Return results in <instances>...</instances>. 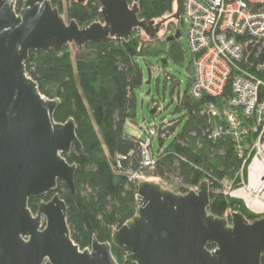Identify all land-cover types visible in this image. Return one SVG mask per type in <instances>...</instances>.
I'll return each instance as SVG.
<instances>
[{
	"label": "water",
	"instance_id": "water-1",
	"mask_svg": "<svg viewBox=\"0 0 264 264\" xmlns=\"http://www.w3.org/2000/svg\"><path fill=\"white\" fill-rule=\"evenodd\" d=\"M99 2L102 22L80 29L50 0H27L20 10L16 0H0V264H119L110 243L94 238L81 250L71 236L57 188L63 182L76 196L78 167L65 156L82 154L83 146L75 120H55L60 100L42 94L26 70L32 51L127 41L135 30L154 38L164 23L140 21L128 0ZM184 13L185 0H177L172 18ZM181 37L177 31L170 40ZM50 195L33 213L30 200ZM210 202L208 181L187 195L140 181L138 215L112 242L133 264H263L264 219L250 223L240 212L217 218Z\"/></svg>",
	"mask_w": 264,
	"mask_h": 264
},
{
	"label": "trees",
	"instance_id": "trees-1",
	"mask_svg": "<svg viewBox=\"0 0 264 264\" xmlns=\"http://www.w3.org/2000/svg\"><path fill=\"white\" fill-rule=\"evenodd\" d=\"M16 1L20 10L27 0ZM50 1L62 16L66 15L68 23H75L80 29L103 20L99 0ZM128 3L131 8L136 7L140 21L164 22L157 36L149 38L144 31L135 30L127 41L112 38L108 42L86 45L81 50L74 43L61 48L50 47L43 52L32 51L26 63L27 74L37 82L42 94L60 100L55 120L66 123L74 119L83 146L82 154L72 151L65 156L70 165L78 167L76 196L63 182H59L57 188L68 206L71 236L81 250L90 248L94 238L102 244L110 243L119 264H133L128 263L127 254L113 244L112 237L139 211L138 182L130 181L123 172L140 169V140L127 134L125 128L137 118L136 91L142 88L145 80L142 62L166 57L162 60L165 65L170 60L182 66L186 60L181 38L170 40L182 27L181 21L172 18L177 0H128ZM166 22L172 24L165 29ZM163 31L164 35L160 36ZM194 61L192 57L187 70V89L179 97L177 112H183V118L167 129L160 126L168 138L182 124L183 130L159 152L155 170L150 172L152 177L173 186L180 180L184 188L176 186L177 193H185L208 180L215 184L233 176L240 166L230 139L217 143L209 139L212 127L226 125L225 110L232 96L231 84L219 98L205 96L195 100L191 95ZM239 67L262 83L259 99L264 101V42L249 45ZM209 104L216 105L219 110L211 123L202 115ZM154 108L153 115L157 114ZM160 140L163 148L167 140ZM121 157L124 159L120 160ZM52 196L31 199L30 209L36 214L39 205L51 200ZM208 211L217 218H227L230 211H236L250 223L258 220L242 202L212 192ZM214 248L209 246V249Z\"/></svg>",
	"mask_w": 264,
	"mask_h": 264
},
{
	"label": "built area",
	"instance_id": "built-area-1",
	"mask_svg": "<svg viewBox=\"0 0 264 264\" xmlns=\"http://www.w3.org/2000/svg\"><path fill=\"white\" fill-rule=\"evenodd\" d=\"M180 21L195 58L193 98H219L229 83L232 88L225 110L226 125L212 127L209 139L214 143L230 139L240 166L233 176L215 184L208 180L211 192L242 202L258 220L264 219V101L259 99L262 83L239 67L247 47L264 42V0H185ZM154 105L158 112L162 111L160 102L155 101ZM218 114L214 104L202 110L210 123ZM135 137L140 140V169L123 173L139 185L145 177L144 170L153 172L156 167L154 139L167 140L168 134L155 124L144 136ZM181 184L176 180V186L184 188ZM197 187L179 194L187 195ZM234 213L238 212L230 211L227 218Z\"/></svg>",
	"mask_w": 264,
	"mask_h": 264
},
{
	"label": "rangeland",
	"instance_id": "rangeland-1",
	"mask_svg": "<svg viewBox=\"0 0 264 264\" xmlns=\"http://www.w3.org/2000/svg\"><path fill=\"white\" fill-rule=\"evenodd\" d=\"M63 17L67 22L66 15ZM181 31L183 36L180 40L186 53V60L182 66L175 65L170 60H168L167 65H165L162 60L166 57L162 59H149L147 62H142L145 80L142 88L136 91L138 112L134 123L140 136H144L145 132L150 127L155 126V124L167 129L170 125H174V122L181 120L184 116L183 112H177V108L179 107V97L182 96L187 89L189 77V72L187 70L193 55L186 37V28L182 26ZM163 35L164 33H161L160 36ZM155 101L160 102L163 106L161 112L157 111V114L153 115L152 111L155 109ZM182 130L183 124L178 127L177 131L170 136L167 141H165L163 148L160 146V138L156 137L153 142L154 155L158 157L159 152L168 147ZM141 181L156 182L161 184L165 189L173 190L174 192L178 190L176 186L162 183L160 179L152 177L150 172H147Z\"/></svg>",
	"mask_w": 264,
	"mask_h": 264
},
{
	"label": "crops",
	"instance_id": "crops-1",
	"mask_svg": "<svg viewBox=\"0 0 264 264\" xmlns=\"http://www.w3.org/2000/svg\"><path fill=\"white\" fill-rule=\"evenodd\" d=\"M127 134L132 136H140L138 129L136 128L134 123L128 122L125 128Z\"/></svg>",
	"mask_w": 264,
	"mask_h": 264
},
{
	"label": "flooded vegetation",
	"instance_id": "flooded-vegetation-1",
	"mask_svg": "<svg viewBox=\"0 0 264 264\" xmlns=\"http://www.w3.org/2000/svg\"><path fill=\"white\" fill-rule=\"evenodd\" d=\"M215 249V248H214ZM214 249H211V250H214Z\"/></svg>",
	"mask_w": 264,
	"mask_h": 264
}]
</instances>
